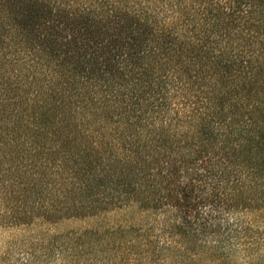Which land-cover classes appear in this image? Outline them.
Wrapping results in <instances>:
<instances>
[{
    "label": "trees",
    "instance_id": "obj_1",
    "mask_svg": "<svg viewBox=\"0 0 264 264\" xmlns=\"http://www.w3.org/2000/svg\"><path fill=\"white\" fill-rule=\"evenodd\" d=\"M5 20L22 38L7 43ZM26 50L34 75L17 65ZM0 88L32 110L0 108L3 220L47 215L60 189L73 192L76 217L112 204L144 214L141 226L97 233L119 234V259L93 264H264V0H0ZM193 96L202 100L188 110ZM82 108L103 122L77 118ZM253 206L252 218L242 213ZM87 244L55 258L84 264L92 243L72 246ZM44 250L25 264L54 257Z\"/></svg>",
    "mask_w": 264,
    "mask_h": 264
},
{
    "label": "rangeland",
    "instance_id": "obj_2",
    "mask_svg": "<svg viewBox=\"0 0 264 264\" xmlns=\"http://www.w3.org/2000/svg\"><path fill=\"white\" fill-rule=\"evenodd\" d=\"M111 4L115 5V7H119V0H111ZM5 30H3L4 36H7V43L11 40L12 35H17L16 37H21V32L22 28L20 27L19 24H16L12 21L5 20L3 21ZM40 29V28H37ZM37 43L33 44L36 45ZM15 47H13L14 49ZM23 58V63L21 62L20 59L17 61V65L22 64L21 67L24 69H29L28 74L33 72L34 75V69L30 64L29 61L27 60L31 55L30 52L26 50V52H23L21 55ZM27 62V63H26ZM149 62V60H146L145 63ZM51 66V64H50ZM146 66V64L144 65ZM16 69H20L19 67L16 66V64L13 66ZM11 71L10 76L13 77L14 74L20 72V71ZM25 71V70H24ZM39 72L42 73V71L37 70V75H39ZM17 76H26L24 73H21L19 75H15L14 77L16 78ZM43 77V75L41 76ZM48 78H51L50 75ZM22 83L26 86L27 85V80L25 78L21 79ZM57 82L59 84L58 80L53 81ZM35 86L33 87H24V88H30L32 93L35 91L36 93L40 90L37 82L34 84ZM60 84L56 87H59ZM13 93H5L3 88H0V108L3 106L8 107V111H13L14 104L18 105V111L25 110L28 112H32L30 108H27V105H24L26 103H29V101L22 99L20 97H15ZM200 100L195 96L190 98L189 102V107L187 108L188 110H191V108L196 107L197 105L200 104ZM37 109V108H35ZM33 109V110H35ZM88 111V108H82L76 113L77 118H84L85 120H88L89 118L94 117L96 120L103 122L102 121V115L99 113H93ZM69 114V113H68ZM15 115V113H14ZM18 116L21 115V113L17 114ZM111 118L109 117V122H108V129L103 130V133L107 135H110L112 132L111 130V123L112 121L119 120V108L115 106V109L113 110V113L111 114ZM70 116V114H69ZM72 116V115H71ZM92 116V117H91ZM61 118V117H60ZM79 121L82 119H78ZM72 123V122H71ZM1 125V123H0ZM103 128V127H102ZM83 130V128H81ZM80 131V130H79ZM98 131V128L95 130ZM83 133V132H80ZM94 137L95 141L99 139V135L94 132ZM93 137V138H94ZM92 138V137H91ZM111 139V138H110ZM67 139L63 143H66ZM62 143V144H63ZM114 145H116L115 142H113ZM217 146L215 149H211L210 151L212 152L213 157L211 158V163L213 164L216 159H218L219 156H216V152L218 151V148L220 147ZM61 147V143L55 147V149H59ZM99 147V146H98ZM70 149H72V152L76 151L75 145H70ZM118 149V146L116 147ZM100 149L105 150L106 145H103ZM214 151V154H213ZM119 157V152H117ZM76 156V155H75ZM207 160L203 161V165L208 167ZM201 164V163H200ZM77 167H75V164L73 162H70L66 166V173L63 175V177L66 176H71L70 173H74L76 171ZM207 169H204L203 173H206ZM197 183V182H196ZM204 184V179H202V185L205 186ZM112 186V185H111ZM73 196V192H68V191H61L60 189L53 191V194H50L51 199L53 200V210H49V213L45 216H41L43 213V210H38L32 213H28L26 215V219L23 222L29 223L28 225H16L20 220L18 219H13L11 222L8 223L7 220H3V216L5 213H7L8 209H4V207L7 205L5 202H3V199L5 198L3 196V193L0 194V203H2V211L0 212V264H25L26 259H27V253L35 255L37 258L40 257L42 254V251L44 250L45 247L46 252L50 250V255H53L54 257H51L50 260H45L40 258L39 262L37 264H73V263H61L59 262L61 259L56 260L58 258L56 257V254L59 253L60 246L66 247L67 248V253H76L79 250H86L88 249V244L84 248H72L74 239L77 242V239L82 236L83 240L85 242H90L92 243V247L89 250L88 255H83L82 262L84 264H93V257L94 255L99 256V260H103L106 257V253H110L111 259L118 258L119 259V234L117 235L116 242L114 243V240H110L109 238L105 241L103 239L106 238L105 235H98L97 233L99 232H104L103 229L106 226H111L113 227L114 225H119V223H123V221H128L130 222L127 230H129L130 224L131 223H136L138 222L139 226L143 225V220H144V214L136 210V214H132V210L130 208L123 209V211H120L118 206L115 204L106 206L108 209L107 212H103L104 214H101V216H92L94 211H85V212H80L81 214L76 217L77 211L75 210L76 207L74 204H76L71 197ZM4 197V198H3ZM70 197V201L66 200L67 198ZM50 205H52L51 202H49ZM48 203V204H49ZM137 209V208H136ZM255 206L251 207L249 212H242V213H248V217L252 218L253 215H255ZM135 211V209H134ZM259 213V212H256ZM253 214V215H252ZM237 216V214H236ZM132 217H135L134 219ZM235 218V217H234ZM149 221H145L146 225L148 224ZM259 223L262 228H264V211L261 213V217L259 219ZM259 227V228H261ZM149 226H146L144 228V232L149 233L148 231ZM95 230L94 233H90L88 236H83V231L84 230ZM141 234V233H140ZM139 234V235H140ZM132 236L134 238V243L136 246H139L140 244V239L138 238V232L132 233ZM88 256V257H87ZM65 261H70L71 258L67 255L64 257ZM96 264V262H94ZM99 264V262H98ZM116 264H119L116 263Z\"/></svg>",
    "mask_w": 264,
    "mask_h": 264
}]
</instances>
